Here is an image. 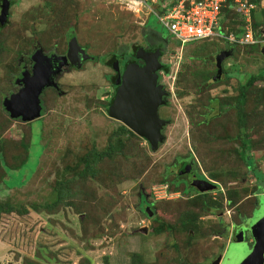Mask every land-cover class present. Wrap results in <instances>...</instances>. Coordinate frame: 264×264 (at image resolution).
Listing matches in <instances>:
<instances>
[{
    "label": "rangeland",
    "instance_id": "rangeland-1",
    "mask_svg": "<svg viewBox=\"0 0 264 264\" xmlns=\"http://www.w3.org/2000/svg\"><path fill=\"white\" fill-rule=\"evenodd\" d=\"M16 1L0 28L4 47L0 52V152L18 164L31 137L32 143L27 164L10 170L5 184L0 179V199L27 207L24 213L1 217L0 264H212L217 253L223 255L220 264H234V244L217 236L224 224L232 227L252 214L259 191L261 207L248 225L258 226L259 241L263 240L264 222L258 219L264 220V189L258 188L256 176L248 171L249 163L254 165L264 184V78L247 93L243 123L237 99L241 83L264 68V44H236L216 79V57L231 44L217 37L177 45L157 15L175 0H155L138 11L119 0ZM262 20L257 13L254 22L263 33ZM226 28L241 34L244 25L231 13ZM69 33L90 55L106 59L121 49L131 51L134 45L147 47V37L154 33L171 41L161 57L169 66L161 71L160 80L170 92L168 103L160 108L161 117L171 120L166 141L153 151L144 138L124 135L123 153L104 160L100 172L87 179L78 174L82 157L106 148L123 124L107 110L114 95L107 77L110 68L90 60L82 70L71 69L56 82L58 91L50 86L44 89L45 113L33 121L11 118L3 105L6 97L17 92L19 63L26 60L33 44L39 41L50 47L57 42L64 50ZM245 143L249 161L240 155ZM185 158L194 160L202 177L196 179L217 183L216 189L204 192L205 199L215 201L217 207L203 209L202 192L193 180L174 189L172 180L180 174V160ZM163 174L168 175L170 189L182 196L155 198L153 185L163 183ZM62 179H68L67 201L46 207L43 204L52 200L53 188ZM142 192L156 209L151 218L141 211ZM221 212L222 218L217 217ZM161 222L170 223L174 230L155 232ZM252 231L249 235L255 239ZM235 247L246 248L245 243Z\"/></svg>",
    "mask_w": 264,
    "mask_h": 264
},
{
    "label": "water",
    "instance_id": "water-1",
    "mask_svg": "<svg viewBox=\"0 0 264 264\" xmlns=\"http://www.w3.org/2000/svg\"><path fill=\"white\" fill-rule=\"evenodd\" d=\"M9 1L0 6V24L3 25L9 17ZM72 46L77 47L82 53L81 60H86L90 54L72 40ZM177 45H183L181 40L176 41ZM235 45L231 44L228 49L219 52L216 57L217 75L220 79L223 72V61L231 57L234 53ZM264 54V47L262 48ZM72 54V50L68 55ZM162 51L157 48L154 51H147L140 47L136 57L143 60L144 64L138 62L127 64L122 77H119L116 95L111 101L108 113L114 119L121 121L139 136L145 138L151 149L156 151L167 139L165 129L170 123V119L160 116V108L168 103L170 92L164 84H160V70L164 63L161 61ZM119 69L118 62H116ZM80 67V65H78ZM22 81H16L21 84L19 90L4 99V109L13 119H21L23 122L33 121L43 115L42 93L48 86H57L56 81H52L51 71L46 65L34 66L32 74L25 73ZM192 184L199 188L200 192L209 191L217 188V184L207 179H194ZM149 217L153 216L154 209L149 205L145 208ZM258 221L262 224L264 220L260 217ZM253 229L255 239L252 245L246 240L247 236L244 229L237 232L231 253L237 262L234 264H264V233L262 241H259V227L255 224L248 225ZM254 226V228H253ZM264 230V227H263ZM147 231V228H145ZM246 248L235 247L238 244H244ZM232 257V256H231ZM221 258L214 261V264H220ZM239 260V261H238Z\"/></svg>",
    "mask_w": 264,
    "mask_h": 264
},
{
    "label": "trees",
    "instance_id": "trees-1",
    "mask_svg": "<svg viewBox=\"0 0 264 264\" xmlns=\"http://www.w3.org/2000/svg\"><path fill=\"white\" fill-rule=\"evenodd\" d=\"M161 1H163V0H161ZM176 1H178V0H175L174 2H176ZM250 1L256 3V5H257V8L253 9L252 14H251L252 29H253L254 34L256 36H261L263 29H261L260 28L261 26H259L258 23L254 22V21H255V15L257 13H259L263 17L262 24H264V6L261 5L262 0H250ZM16 2H17L16 0H12L11 4H14ZM174 2L168 4L166 6L165 10L171 8L173 6ZM222 13H223L222 24H223L224 28L226 27L227 20L229 19V15L231 13H234L238 17H240V21L243 22V25L246 24L244 17L241 14H239L238 12H236L234 9L229 8L228 6H226L222 9ZM1 27H2V25L0 24V28ZM140 47H141L140 45H134V47L132 48V50H134L133 52L135 54H137L138 49ZM3 48H4L3 45L0 43V52H1V50H3ZM234 51H236V45H235ZM93 60L100 62L101 60H103V58L102 57H94ZM168 68H169L168 64L164 63V66L161 69V71L162 70H168ZM161 77L162 76L160 73V80H161ZM263 78H264V68L262 69L261 72H259L257 74H249L248 77L246 78L245 82L241 83L240 93H239L238 99H237V103H238V107H239L238 108V114L240 116V118H239L240 123H243L244 119H245V111L243 108V104L245 102V99H247V93H248L250 87L256 81L262 80ZM113 99L114 98H112V100ZM111 101H110V103H111ZM42 102H43V100H42ZM110 103H109V105H110ZM109 105L107 107V110L109 108ZM44 106L45 105H43V114L45 113V110H46V107H44ZM111 118H113V117H111ZM17 120H19V119H17ZM31 133H32V131H31ZM124 135H126L127 138L128 137H134L136 139L143 138V137L139 136L138 134H136L134 131H132L129 127L122 124L119 131H116L114 134H112V136H111L112 141H110V143L107 145L106 148L101 149V150H92V152L87 153L86 155H84L82 157L84 165H83V168L80 169V171H78L79 176L81 178H86V179H87V177H92L93 175L96 176L100 172V170H101L100 166L104 160L115 159L117 156H119V154H122L124 151L125 144L127 142L126 139L123 137ZM31 139H32V137L30 138V141L26 143L27 144L26 149L28 151L26 152L25 157L23 159H21V161L18 164L11 163L8 160V157L5 155V153L0 152L1 153V155H0V168H2V170L0 171V177H1L0 179H1L2 183L5 184L6 179L8 177V172L10 170L15 171V170L22 169L27 164V162L29 161V155H30L29 151H30L31 143H32ZM129 140H132V139L130 138V139H128V141ZM144 140H146V139L144 138ZM240 155L244 161H246V160L249 161V159L252 158L251 155L249 154V151L247 150V144L246 143L243 144V149L241 150ZM183 163L184 162H182V164ZM249 166L250 167H249L248 172H252L254 174V176H256L258 188L264 189V184H262V182H261L263 180L262 173L254 172L255 171L254 165L249 163ZM167 176L168 175L163 174L161 181L167 182L168 181ZM180 178L181 177L177 176V178H176L177 180L176 179L172 180L174 182V184L173 183L172 184L175 185L174 189H179L180 186L178 184L181 183ZM67 180L68 179H62L56 183V186H54L53 191L50 195V197L52 196L51 197L52 200L44 203L43 205H45L48 208L49 207L54 208L55 206L57 207V205L59 206L61 203H64L65 201H67V199H68V191H67L68 190V184H65L66 182H68ZM215 184H217V183H215ZM261 185H263V186L261 187ZM174 189H171V190L174 191ZM183 189H184V187H183ZM218 190L221 191L220 187ZM260 192L261 191H259L257 193H260ZM205 197H208L207 193L200 194L201 204H202L203 209L210 210V208L212 209V207H217V205L213 206L215 201L210 202L209 199L208 198L205 199ZM152 209H154V212H155L156 209L155 208H152ZM26 211H27V207H25V206L21 207L19 202L16 203L10 199H6V200L0 199V220H1L2 215L5 213H11V212L24 213ZM173 230H174L173 225H171L170 223H165V222H161L157 227L154 228V231L157 233H161L163 231H170L171 232Z\"/></svg>",
    "mask_w": 264,
    "mask_h": 264
},
{
    "label": "flooded vegetation",
    "instance_id": "flooded-vegetation-1",
    "mask_svg": "<svg viewBox=\"0 0 264 264\" xmlns=\"http://www.w3.org/2000/svg\"><path fill=\"white\" fill-rule=\"evenodd\" d=\"M8 1H9L10 5H12L11 4L12 0H0V6L7 3ZM68 37H69V40H68ZM74 38L79 43V45L86 51V53H88L87 47L85 45H82L79 42V40L77 39V37L75 36V34H73V33H69L67 35V45L65 46L66 48L64 50H61V47H60L59 43H57V42L54 43L53 45H51L50 47H46L45 45H43L42 43L37 41L33 44L29 53H26V57H27L26 60H24V62L21 61L19 63V71H18V74L16 75L17 81H22L21 79L23 78V75L25 73L32 74L35 65H37L38 67L40 65H46L47 68L49 69V71H51L52 81L57 82V81H60V79L62 78V76L64 74L70 72L71 69L82 70L86 62H88L90 60L94 61L93 55H90V56H92V57H90V59L89 58L86 60L80 59V57H82V53L80 52V50H78L77 47L74 48L72 46V42H73L72 40H74ZM147 41H148L147 47H145V49L147 51H154L157 48H160V50L162 51L163 54H164L163 49L165 48V46H167L169 43H171V41L168 39L167 36H163V35L158 34V33H154L151 36L149 35V37H147ZM70 50H72V54L68 55ZM133 51L134 50L128 51L126 49H121L120 51L112 53V55L110 56L109 59H106L105 56H101L103 58V60H101L100 63L105 64L108 68H110L112 70L111 74L107 75V77L109 79L108 81H111L112 85L114 86V92H113L114 96H115V94L117 92V88L119 86V84H117V80H119L120 76L122 77V74H123L127 64L132 63V62H138V63H140V65L144 64L143 60L137 58L136 54ZM163 54L161 55V57L163 56ZM24 57H25V55H24ZM116 62H118L119 69H117ZM78 65H80V67H78ZM160 73H161V70H160L159 74ZM159 82H160V84H163V83H161V81H159ZM15 85L18 87L17 88V91H18L19 88L21 87V84L17 83ZM59 85L61 86V84H59ZM50 87L57 90V88H56L57 86L56 87L50 86ZM114 96L112 98H114ZM112 98H111V100H112ZM42 103H43V105H45L44 101ZM182 162H184V163L182 164ZM180 164L181 165H180L179 170H178V172L180 174H178V176L181 175L180 181L183 184L191 183V181L196 179V178H202L200 175L197 174L195 162L193 159H190V158L181 159ZM185 168H186V170L184 171ZM202 193H204V192H202ZM261 194L262 193H257L256 207L250 216L242 218L239 223H233L232 227L231 226L229 227L228 225L224 224L225 227H224L223 232H221L220 236H217V237L222 238V239L225 238V239H227V241L230 244H232L235 240V236H236L237 232L241 229H244L245 234L247 236L246 240L250 243V245H252L253 238L249 235L250 228L248 226V221L254 217V215H255L254 213L256 212V210L260 209V207H261V203H260L261 202V200H260ZM139 196L141 198V204H144V208H141V206H140L141 211H143L147 216L145 208L149 205L152 208H155V207L153 206V203H151L149 201V198H148L146 193L142 192L139 194ZM223 214H224V212H221L220 215H218L217 217L222 218ZM222 257H223L222 253H220V254L217 253L213 257L214 260H213L212 264H214V261H216L218 258H221V260H222Z\"/></svg>",
    "mask_w": 264,
    "mask_h": 264
},
{
    "label": "built area",
    "instance_id": "built-area-1",
    "mask_svg": "<svg viewBox=\"0 0 264 264\" xmlns=\"http://www.w3.org/2000/svg\"><path fill=\"white\" fill-rule=\"evenodd\" d=\"M131 11H138L141 7L149 6L155 0H119ZM228 6L241 14L246 24L241 34L229 32L222 24V9ZM256 3L250 0H178L173 6L161 13H157L159 21L182 43L226 38L230 44H264V32L256 36L251 25L252 10ZM151 9V7H150ZM167 182L153 185V193L157 199L172 198L175 191L170 189Z\"/></svg>",
    "mask_w": 264,
    "mask_h": 264
},
{
    "label": "crops",
    "instance_id": "crops-1",
    "mask_svg": "<svg viewBox=\"0 0 264 264\" xmlns=\"http://www.w3.org/2000/svg\"><path fill=\"white\" fill-rule=\"evenodd\" d=\"M225 29H226V27H225ZM218 38H221V37H218ZM229 47V46H228ZM180 191V190H179ZM181 192V191H180ZM182 193H183V191H182ZM177 194H178V191H176V195H174L173 197L175 198L176 196H177ZM178 196L180 197V196H182L180 193L178 194ZM170 199H173V198H170ZM155 212H156V210H155ZM155 212H154V214H153V216L155 215ZM148 215V214H147ZM153 216H151V217H153ZM150 217V218H151ZM148 230V229H147ZM147 232V231H146ZM170 232V231H169Z\"/></svg>",
    "mask_w": 264,
    "mask_h": 264
}]
</instances>
